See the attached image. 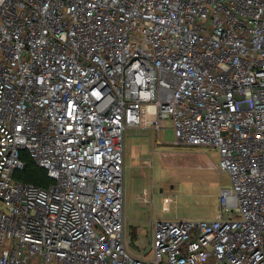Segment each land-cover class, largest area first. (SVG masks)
<instances>
[{"label":"built area","instance_id":"obj_1","mask_svg":"<svg viewBox=\"0 0 264 264\" xmlns=\"http://www.w3.org/2000/svg\"><path fill=\"white\" fill-rule=\"evenodd\" d=\"M167 119L231 187L138 255L125 136ZM0 264H264V0H0Z\"/></svg>","mask_w":264,"mask_h":264},{"label":"rangeland","instance_id":"obj_2","mask_svg":"<svg viewBox=\"0 0 264 264\" xmlns=\"http://www.w3.org/2000/svg\"><path fill=\"white\" fill-rule=\"evenodd\" d=\"M219 162L215 148L177 145L171 119L164 122L160 138L152 127L127 130L125 214L135 254L152 255L158 220L213 218L218 214L220 192L231 187L230 175L218 169Z\"/></svg>","mask_w":264,"mask_h":264},{"label":"trees","instance_id":"obj_3","mask_svg":"<svg viewBox=\"0 0 264 264\" xmlns=\"http://www.w3.org/2000/svg\"><path fill=\"white\" fill-rule=\"evenodd\" d=\"M22 157L27 161L26 166L22 171L18 172L16 176L26 182H30L38 186H49L51 180L48 177L47 171L30 159L26 152L22 154Z\"/></svg>","mask_w":264,"mask_h":264}]
</instances>
